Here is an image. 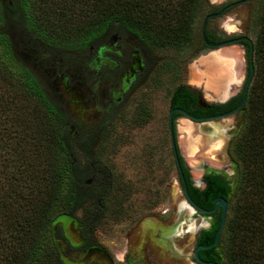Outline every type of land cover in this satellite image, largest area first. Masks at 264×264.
Instances as JSON below:
<instances>
[{
	"label": "trees",
	"instance_id": "obj_1",
	"mask_svg": "<svg viewBox=\"0 0 264 264\" xmlns=\"http://www.w3.org/2000/svg\"><path fill=\"white\" fill-rule=\"evenodd\" d=\"M203 1L54 0L51 7L43 4V8L39 1L37 8L38 0H0V84H14L0 91V142L7 145L0 156V175L6 181L0 187V264H63L55 243L62 238L61 228L54 220L66 216L76 219L81 228L93 230L111 190L108 169H96L92 159L108 118L80 131L86 126L63 108L55 89L59 73L72 79L80 72L81 83L93 78L89 68L95 52L115 32L144 47L145 54L156 47L181 48L188 40V24ZM218 10L211 5L201 24ZM46 13L75 27L66 37L61 33L54 38L48 32L54 28L47 24ZM251 16L257 31L253 43L241 41L245 77L240 92L224 104H209L206 110L194 107L196 96L184 86L176 87L169 100L171 110L213 117L235 107L245 95L241 125L226 147L237 168L232 189L211 175L205 178L203 191L193 188L175 146L187 193L195 204L210 209L215 197L227 202L216 246L219 253L214 249L199 252L202 260L215 264H264V2ZM212 37V32L204 30L201 50H208L205 43ZM106 56L119 59L113 53ZM12 112L19 118V123L14 122L21 131L17 137L32 138L34 148H40L37 163L20 156V145L11 140L6 124L11 120L6 122L4 116ZM32 113L36 116L31 117ZM180 115L174 112L173 121ZM74 148L82 154L81 166ZM19 156L25 163H18ZM218 224L219 216L202 232L197 245L210 244Z\"/></svg>",
	"mask_w": 264,
	"mask_h": 264
},
{
	"label": "rangeland",
	"instance_id": "obj_2",
	"mask_svg": "<svg viewBox=\"0 0 264 264\" xmlns=\"http://www.w3.org/2000/svg\"><path fill=\"white\" fill-rule=\"evenodd\" d=\"M39 1L41 8L43 4L51 7L54 2L38 0L35 4L37 8L40 6ZM235 1L204 0L188 24V40L181 48L156 47L153 51L147 50L146 59L150 65L146 76L134 84L128 79L121 89L111 88L99 79L92 78L88 84L93 82L94 87L87 99H82L78 91L65 92L66 87H61L59 93L63 108L74 118L80 119L83 125L92 126L108 118L103 124L102 135L95 142L92 159L96 169H108L111 190L104 200L103 214L94 227L92 240L105 250L114 264H121L117 260H121L123 255H129L131 260L139 258L142 264H193L190 254L194 233L206 223L199 219L200 214L192 217L193 210L181 200L178 186L175 185L176 172L167 129L169 100L174 89L179 86L186 87L207 104L225 99L224 87L231 83L228 78L231 73L229 58L234 60L239 79L237 87L229 86V91L231 96L238 94L245 76L243 48L239 45L222 47L216 50L219 54L216 60L211 55L213 51L200 49L201 23L209 7L212 5L220 9L222 5ZM263 2L251 0L241 3L225 14L207 20L206 28L224 36H245L253 43L257 26L251 15ZM45 15L47 24L54 28L48 31L54 38H60L61 33H65L62 37H66L70 28L75 27V24H61V21L54 20L57 15ZM38 17L42 21V16ZM223 23L228 31L223 30ZM131 47L138 45L130 44L129 49L133 51ZM134 67L137 70L138 64L134 63ZM98 69L95 61L90 64V73L97 74ZM7 82L12 83L10 79ZM13 85L0 84V91L12 89ZM107 113L110 115L106 116ZM13 115L14 112L4 116L6 122L11 120V124L6 123L11 140L20 145L17 148L23 151L19 152L20 156L29 158L28 162L37 163L40 159L35 156L40 153V148H34L32 138L23 141L17 137L21 131L14 122L19 123V118ZM34 115L32 113L31 117ZM37 119L42 120V117L37 116ZM241 120L242 112L239 111L200 126L184 119L175 121L177 145L191 179H199L203 170L211 173L208 168L222 170L225 176H229L228 179L222 176V180L230 189L234 187L237 168L227 157L226 147L237 133ZM87 126L79 130L83 131ZM209 127L212 133L215 132L213 135ZM6 147V143L0 142V156ZM73 152L81 166L84 161L81 152L76 148ZM20 156L17 159L19 164L24 160ZM5 182L3 175H0V187ZM80 216V213L76 214L77 219ZM159 223L169 227V230H175L173 242H165L158 237L162 229ZM54 225L61 228L63 235L59 241H55L60 259L64 264H77L75 262L81 258L79 252L64 251L67 241L71 247L78 244L72 220L61 215L54 220ZM99 264L105 262L100 261Z\"/></svg>",
	"mask_w": 264,
	"mask_h": 264
},
{
	"label": "flooded vegetation",
	"instance_id": "obj_3",
	"mask_svg": "<svg viewBox=\"0 0 264 264\" xmlns=\"http://www.w3.org/2000/svg\"><path fill=\"white\" fill-rule=\"evenodd\" d=\"M243 1H245L244 3H246V2H249L251 0H236L235 2L228 3L226 5H222L221 8L216 13L223 10L222 14L219 15V16H221V15L225 14L226 12H228L229 10H231V8L239 5V4H237L238 2H243ZM216 13H214V14H216ZM214 14L207 16V19L206 18L205 19L209 20L211 18H216V17H213ZM219 16H217V17H219ZM226 22H228V21H226ZM226 22H224V23H226ZM224 23H223L222 28H223V30H226L224 27V25H225ZM204 30L206 31V33H209V32L213 33V37H212L211 41L205 43L208 50L213 51L212 53H215L216 49H218V47L220 49V47L222 48V47H227V46H231V45H239V46H241V48H243V57H244V53H245L244 48L245 47L241 44V41H244L247 43L251 42L245 36H237V35L224 36L223 34L217 32L211 28L208 29V28H206V21L201 26V31H200L201 35L200 36H201L202 41H203ZM226 31H228V30H226ZM129 43L130 44L133 43L131 39H129L128 37H120L117 32L113 33L109 38H107L105 40V42L103 43V47H101V51L99 50L100 53H99V51L98 52L96 51L95 55H94L95 56L94 61L97 65V67L99 68L98 72H103L104 71L103 69H106V73L105 72L100 73V74L91 73V74H93L92 75L93 78L95 77V79H96V77L99 75L98 78L100 79L101 82L108 84V86H110L111 88L118 87L120 89H121L122 85L128 81V79H131V84H134L135 81L138 82L140 79L142 80L144 78V76H146L148 66L150 65L148 60H147L148 58L146 57V54H145L146 49L142 46H141V48L131 47V48H133V51H130V49H129L130 44ZM225 43H226V45L223 46V44H225ZM220 45H222V46H220ZM231 52H233V51H231ZM107 53H109V54L113 53V55L116 56V58L118 57L119 59H116V60L112 59L111 60L106 56ZM100 58H102V59L100 60ZM134 63L138 64L137 70H135ZM244 73H245V59H244ZM91 78L89 80L87 79L86 82L81 83L80 72L78 73L76 71L74 78H72V79L66 77L65 75H61V73H59V76L56 78L57 83H56L55 89L57 92L61 93V87L63 88L65 86L66 87L65 92H73V91L77 92L78 91L81 94L82 99H87L88 93H92V91H90V89H89V85L91 86L93 84V82L88 84V82L91 81ZM243 81H244V79H243ZM243 81L240 85V90H241V86L243 84ZM131 84H130V86H132ZM232 85L237 87L238 83L231 82L229 86H232ZM229 86H228V90H227V93H228L227 97L223 100H217V102H212L211 104H224L227 101H229L231 98L235 97L237 94L235 96H231V93L229 91ZM240 90H239V92H240ZM191 93H193V92H191ZM195 96H196V103H195L194 107L200 108L201 110H206L208 108L209 104L203 102L199 96H197V95H195ZM239 104H237L232 109L227 110L226 112H223V113H219L213 117L194 116V115L188 113L187 111H182V110L176 109L178 111H174V112H178L181 115H180V117H177L176 119H174V121L172 118L173 126L175 125V121L178 119H184L186 121H187V119H189V120H192L193 123H200L205 118H209V119L215 120V121L220 120V119L216 120V118H218V117L225 116V118H227L228 116H231V115L235 114L236 112L240 111V109H237V106ZM172 110H174V109H172ZM170 111H171V109L169 108L168 114ZM173 113H172V117H173ZM75 119H77L80 123H83L80 119H78V118H75ZM167 121H168V116H167ZM207 123H212V122H207ZM204 124H206V123H204ZM174 134L176 136L175 131H174ZM169 146H170V144H169ZM175 146H177L179 155L181 156L180 151H179V147L177 145V136L175 139ZM170 152H171L172 160L174 162L171 149H170ZM226 155H227V153H226ZM227 157H228V155H227ZM181 158H182V156H181ZM183 165L187 169V166L185 165L184 161H183ZM226 166H228V165H226ZM174 168H175V172H176L175 184L178 186L179 193L181 194V200L184 201V203L189 208H191L193 210L192 217L194 215L200 214L201 217H199V219H202L206 223L205 226L198 228L197 231H195V233H194L193 242H192V252L190 254V260L193 264L213 263V262H207V261L202 260V258L199 255V252L203 251V250L214 249V252L216 254H218L220 249H219V247H216V246H217V243L219 241V238H220L222 231L220 232V234L218 236L217 243L212 248L199 250L197 252L198 260H196L194 258V249L198 246H201V245H197V242H198L199 238L201 237L202 232L209 229L215 223L218 216H219V221H220V208H217L216 210H214L213 212H211L209 214L205 213L204 211H209L212 209L214 198L212 199V206L210 209H205L203 207L197 206L195 204V202L191 199L189 194L187 193L186 186H185V180L183 178L181 170H180V172H178L175 164H174ZM208 169L211 171V173H207L205 170H203L199 179H196V180L191 179L190 176L188 178V180L190 181V185L193 188H195L196 190H198L199 192L203 191L205 189V187L207 185L205 178L207 176L211 175V176H214L215 179L219 178L220 180H222V176H224L226 179H228L227 177H229L227 175L225 176V172L222 170H216V169H211V168H208ZM89 184H87V185H89ZM215 198H221V197H215ZM149 219H151V218H149ZM71 220L73 222L74 228H76L77 237H78V244L75 245V247H71L67 241V243H65L66 246L64 247L65 248L64 251H68V252L78 251L79 252L81 258H80V260H78L75 263H77V264H99L100 261H102V262L104 261L105 264H114L113 261L110 260L109 257L106 255L105 250L93 243L92 232L94 231V229L90 230V231L83 229V228H81L80 223H78V221L76 219H71ZM160 226L162 227V229H161V233L157 234L158 237L161 239H164L165 242H173V240L175 239V236H174L175 230L174 229L169 230V227H164L161 224H160ZM218 226H219V224H218ZM217 229H218V227H217ZM217 229H216V232H217ZM216 232H215V234H216ZM61 233H62V230H61ZM215 234H214V237H215ZM214 237H213V240H214ZM213 240H212V242H213ZM61 262L64 264L62 259H61ZM117 262L121 263V264H142L141 260L139 258L131 260L129 255L128 256L123 255L121 257V260H117Z\"/></svg>",
	"mask_w": 264,
	"mask_h": 264
},
{
	"label": "water",
	"instance_id": "obj_4",
	"mask_svg": "<svg viewBox=\"0 0 264 264\" xmlns=\"http://www.w3.org/2000/svg\"><path fill=\"white\" fill-rule=\"evenodd\" d=\"M245 1L243 2H238L237 4H241V3H244ZM223 10H221L220 12L216 13L213 15V17H217L219 16L220 14H222ZM207 19V18H206ZM206 19L204 20V22L206 21ZM203 22V23H204ZM226 45L223 44V46ZM222 46V45H220ZM221 48V47H220ZM216 50H219V47L218 49ZM215 51V50H214ZM245 101V95L243 96L240 104L237 106V109H240L241 106L243 105ZM174 111H178L176 109L174 110H171L168 114V121H167V129H168V137H169V144H170V149L172 151V155H173V159H174V162H175V166H176V169L178 172H180V166H179V163H178V159H177V152H176V148H175V139H176V136L174 134V131H175V125L173 126V121H172V113ZM225 118V116H222V117H218L216 118L217 119H223ZM188 122L198 126L200 124H204V123H207V122H214L215 120H211L209 118H205L203 121H201L200 123H193L192 120H189L187 119ZM174 129V130H173ZM90 183V180H88L86 182V184H89ZM176 185V184H175ZM179 190V189H178ZM191 203V202H190ZM217 208H220V221H219V226H218V229H217V232L215 234V237H214V240L211 244L207 245V246H198L194 249V258L196 260H198L197 258V252L199 250H203V249H209V248H212L216 243H217V239H218V236L220 234V232L222 231L223 229V225H224V220H225V215H226V208H227V202L224 200V199H221V198H214L213 199V207L211 210L209 211H204L205 213H211L213 212L214 210H216ZM202 264H214V263H202Z\"/></svg>",
	"mask_w": 264,
	"mask_h": 264
},
{
	"label": "bare ground",
	"instance_id": "obj_5",
	"mask_svg": "<svg viewBox=\"0 0 264 264\" xmlns=\"http://www.w3.org/2000/svg\"><path fill=\"white\" fill-rule=\"evenodd\" d=\"M211 55H212V57H213V59L214 60H216L218 57H219V54H218V52H215V53H211ZM208 58V57H207ZM219 59V58H218ZM211 61V60H210ZM228 61H230V70H231V73H229V79L231 80V82H235V83H238L239 84V79L237 78V73H236V71H235V63H234V60H233V58H229L228 59ZM211 63H213V62H211ZM219 66V65H218ZM217 67V66H216ZM219 72V71H218ZM227 90H228V84H226L225 85V87H224V90H223V92H224V97H227ZM206 127V126H205ZM209 129H210V131H211V135H213L215 132H213L212 133V129H211V127H209ZM210 135V136H211ZM218 138V137H217ZM221 142V141H220ZM220 144V143H219Z\"/></svg>",
	"mask_w": 264,
	"mask_h": 264
}]
</instances>
